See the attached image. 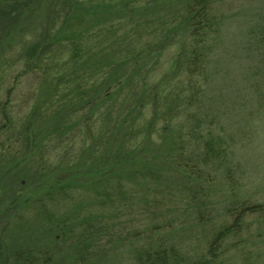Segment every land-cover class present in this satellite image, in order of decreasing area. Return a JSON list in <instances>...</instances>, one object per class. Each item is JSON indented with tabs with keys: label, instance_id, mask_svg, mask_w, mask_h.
Here are the masks:
<instances>
[{
	"label": "rangeland",
	"instance_id": "obj_1",
	"mask_svg": "<svg viewBox=\"0 0 264 264\" xmlns=\"http://www.w3.org/2000/svg\"><path fill=\"white\" fill-rule=\"evenodd\" d=\"M219 10L237 21L235 32L244 34L253 18L264 14V0H238ZM125 35L122 25L114 26L96 39L102 41L98 42L102 51L94 53L95 48H91L77 63L70 61L68 52H59L47 63V75L43 68L28 71L18 59L25 52L20 39L6 53L1 51L4 59L0 65V124L6 126L0 131L2 260L10 255L12 262L14 252L34 248L44 252L65 251L72 254L69 259L75 264H138L139 248L162 241L179 249L180 257L198 260L220 222L233 220L225 217L229 205H264V115L249 114L250 110L244 112L237 101L248 99L240 76L245 62L233 66L234 73L224 81L231 84L232 94L228 98L238 103L236 109L232 114L217 117V124L214 123L216 128L225 131L228 142L233 140L229 169L212 171L211 181L206 183L214 186L215 193L207 199L212 202L208 203L210 206L205 205V209L202 206L201 211L205 217L210 214L216 226L197 224L194 212L200 209L196 205L192 210L193 203L184 197L182 184L176 180L162 179L160 187H150L153 188L148 195L151 205L144 204L146 195L139 197V184L134 189V185L127 187L123 199L112 201L119 196L116 193L112 196L116 182L108 183L103 174L91 173L99 168L91 158L104 152L102 145L110 144V136L113 137L115 117L127 112L133 126L127 130V138H131V142L127 139V146L138 151L139 142L146 136L135 112L139 72L131 76L130 82L111 87L112 94L105 101L98 100V105L91 103L89 97L97 85L103 84V79L108 78L112 83L115 75L124 71L115 73L108 66L105 71L98 70L101 61L97 60L124 59L132 49L131 37L126 40ZM82 40L88 47L96 42L89 34ZM128 43L131 49L123 51ZM124 66L128 68L127 64ZM161 74L162 70L153 73L152 83ZM250 106L256 110L254 103ZM161 111L157 118L150 105L143 121L155 117V128L163 127ZM180 118L172 123L174 130L181 125ZM154 135L156 131L153 132L156 139ZM37 168L40 175L32 176ZM71 169L89 172L85 176L77 174L81 177L71 179V184L64 182L73 192L67 199L51 187L58 181V174H67ZM134 190L137 193L132 194ZM107 191H110V200ZM62 220L67 222L65 227L60 224ZM216 259L215 264H264V212L246 213L241 230L219 247Z\"/></svg>",
	"mask_w": 264,
	"mask_h": 264
},
{
	"label": "trees",
	"instance_id": "obj_2",
	"mask_svg": "<svg viewBox=\"0 0 264 264\" xmlns=\"http://www.w3.org/2000/svg\"><path fill=\"white\" fill-rule=\"evenodd\" d=\"M235 1L238 0H98L96 3L91 0H0V65L4 59L2 52L13 48L14 42L20 39L25 52L19 54L18 59L28 71L43 68L47 75V63L53 56L68 52L70 61L80 62L87 50L102 51L99 46L102 41H96L97 37L122 25L126 40L128 37L132 40V49L128 43L123 51L131 49V52L124 59L112 62L99 59L101 65L97 68L105 71L108 66L115 73L120 69L124 71L116 74L112 83L108 78L103 79V84L92 90L89 101L96 105L98 100L105 101L112 94L111 87L130 82L138 71V106L134 109L146 136L139 142L138 151H132L126 142L127 139L131 142V138H127V130L133 127L131 116L127 117L128 112L117 115L111 143L102 145L104 152L91 158L99 166L91 173L103 174L108 183L116 182L112 196L115 193L119 196L115 194L113 202L125 197L127 187L134 185V189L139 184V197L146 195L143 196L145 205L152 203L148 201L153 189L150 187H160L162 179L176 180L182 184L184 197L193 203L192 210L196 205L200 209L194 212L197 224L214 226L213 217L210 214L205 217L201 211L210 206L208 203L212 202L207 199L215 193L214 186L206 183L211 181L212 171L229 169V153L233 151V140L228 142L225 131L214 126L215 120L228 112L232 114L238 103L244 112L250 110L249 114L264 115V14L254 17L244 34L237 30L236 33L237 21L219 10ZM86 34L95 38L91 47L83 44L82 37ZM238 62L246 64L241 66L244 72H240V76L248 99L238 96L244 99L236 103L228 98L232 94L231 84L224 81L234 73L233 66ZM126 64L130 70L124 66ZM158 70H162V74L152 83L151 76ZM100 85L103 86L99 88ZM253 103L255 111L250 106ZM150 105L157 118L162 110L163 127L155 128V117L143 121ZM179 117L184 122L174 130L172 123ZM5 127L0 124V131ZM155 131L156 139L153 138ZM28 146H32L31 139ZM102 164L108 167L102 169ZM38 172L39 168L32 176L40 175ZM88 172L73 169L65 172L67 174L62 172L51 189L62 192L68 199L73 192L64 182L71 184V179L77 180ZM109 192L106 196L110 200ZM134 193L137 191H132ZM248 212H264V205H229L225 217L233 220L220 222L198 260L180 257L179 249L162 241L139 248L138 264H215L219 247L239 233ZM60 224L65 227L67 222L62 220ZM3 253L0 243V256ZM71 255L65 251L27 248L14 252L12 262L10 255L3 260L0 258V264H75L69 259Z\"/></svg>",
	"mask_w": 264,
	"mask_h": 264
}]
</instances>
